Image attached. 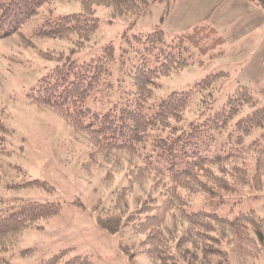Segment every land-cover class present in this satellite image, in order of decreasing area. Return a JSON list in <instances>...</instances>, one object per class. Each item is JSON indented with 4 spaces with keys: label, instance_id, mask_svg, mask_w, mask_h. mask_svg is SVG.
<instances>
[{
    "label": "rangeland",
    "instance_id": "obj_1",
    "mask_svg": "<svg viewBox=\"0 0 264 264\" xmlns=\"http://www.w3.org/2000/svg\"><path fill=\"white\" fill-rule=\"evenodd\" d=\"M80 12L77 0H55L43 5L19 32L0 38V214L12 213L21 203L59 205L57 213L45 220L1 235L0 264H41L61 252L65 260L85 256L90 264H161L159 254L171 255L168 260L177 264H264V229L256 231L259 254H238L228 241L232 230L223 225H216L214 234L221 238L216 248L225 259L204 252L178 209L182 201L171 194L178 190L176 185L169 191L174 184L169 176L143 172L136 149L96 147L88 131L71 130L43 104L34 87L57 63L87 61L110 42L118 53L123 33L131 36L159 26L169 40L195 26L210 25L222 37L219 47L195 51L191 63L162 76L154 100L224 71L226 78L214 82V108H220L240 85L253 96L252 103L231 120L233 125L240 116L264 106V3L160 0L143 7L136 18L131 14L113 18L108 8L97 7V28L82 44L81 28L73 19ZM73 24V29H63ZM232 128L206 150L218 149L223 141H228L225 150L233 146L236 133L228 134ZM262 132L264 126L253 128L243 144ZM234 161L240 164L242 159ZM262 164L263 174L264 157ZM244 165L250 178L252 155ZM31 180L43 184L28 183ZM232 188L225 195H233V200L217 210L220 214L233 216L251 209L264 218V184L256 188L235 182ZM191 195L185 196L184 212L204 208L213 196ZM162 246L166 252L159 253Z\"/></svg>",
    "mask_w": 264,
    "mask_h": 264
},
{
    "label": "trees",
    "instance_id": "obj_2",
    "mask_svg": "<svg viewBox=\"0 0 264 264\" xmlns=\"http://www.w3.org/2000/svg\"><path fill=\"white\" fill-rule=\"evenodd\" d=\"M54 1L0 0V38L19 32L43 5ZM77 1L81 12L73 19L81 28L79 43L82 44L97 28L94 16L97 7L108 8L113 18L124 14L136 18L143 7L160 0ZM259 1L264 3V0ZM73 27L74 24L65 25L63 29ZM122 40L118 53L110 42L87 61L55 64L36 82L34 87L38 98L55 110L71 130L88 131L96 147L103 150L136 149L142 159L140 169L143 172L169 176L174 183L169 191L176 185L178 190L174 188L171 194L182 201L178 209L187 218L204 252L225 259L221 250L216 248L220 247L218 241L221 238L214 234L215 226L223 225L232 230L228 241L238 254H259L256 231L264 229V218L258 217L251 209L233 216L222 215L217 210L232 202L233 195H225L233 189L232 183L256 188L264 184V132L243 144V138L253 128L264 126V106L240 116L232 125L231 120L252 103L253 96L247 86L240 85L227 96L220 108H214V82L217 78H226L224 71L196 82L194 87L154 100L162 76L191 63L195 51L203 53L218 48L222 37L216 34L214 27L199 25L166 40L164 31L158 26L146 33L131 36L123 33ZM229 126L233 128L228 134L236 133L234 141L231 140L234 145L225 150L228 141H223L218 149L208 152L206 148L210 149L211 141L222 136ZM249 155L254 161L250 178L244 165ZM238 158L242 159L240 164L234 161ZM228 177L233 178L229 180ZM33 182L43 184L38 180L28 183ZM191 194L213 196L204 208L184 212L185 196ZM253 197L251 195L249 199ZM58 209L59 205L52 202L21 203L12 213L0 214V236L9 229L45 220ZM158 250L159 253L166 252V247ZM158 256L161 264H177L168 260L173 258L169 254ZM41 264H90V261L85 256L65 260L61 252Z\"/></svg>",
    "mask_w": 264,
    "mask_h": 264
}]
</instances>
